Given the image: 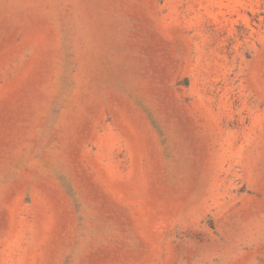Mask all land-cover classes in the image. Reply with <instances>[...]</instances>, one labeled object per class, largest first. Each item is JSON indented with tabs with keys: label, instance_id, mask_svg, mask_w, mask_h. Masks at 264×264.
I'll return each mask as SVG.
<instances>
[{
	"label": "rangeland",
	"instance_id": "rangeland-1",
	"mask_svg": "<svg viewBox=\"0 0 264 264\" xmlns=\"http://www.w3.org/2000/svg\"><path fill=\"white\" fill-rule=\"evenodd\" d=\"M0 264H264V0H0Z\"/></svg>",
	"mask_w": 264,
	"mask_h": 264
}]
</instances>
